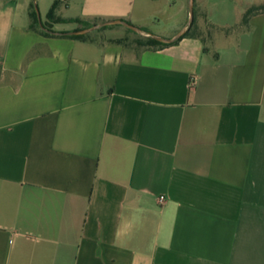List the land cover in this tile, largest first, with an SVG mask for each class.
I'll return each mask as SVG.
<instances>
[{"label": "crops", "instance_id": "1", "mask_svg": "<svg viewBox=\"0 0 264 264\" xmlns=\"http://www.w3.org/2000/svg\"><path fill=\"white\" fill-rule=\"evenodd\" d=\"M54 1L0 0V264H264V0Z\"/></svg>", "mask_w": 264, "mask_h": 264}, {"label": "trees", "instance_id": "2", "mask_svg": "<svg viewBox=\"0 0 264 264\" xmlns=\"http://www.w3.org/2000/svg\"><path fill=\"white\" fill-rule=\"evenodd\" d=\"M60 3H61L60 0H55L53 2V4L51 5L50 10L48 11V15H47V18L50 22H75L78 24V26L74 30H80V29L88 28V27H91L92 25L97 23V21H88V20H84V19H81L78 17H76V18H62V17L58 16L56 14V9L58 8ZM260 11H264V5L263 4L250 6L245 11V13L243 15L244 22L246 21V18L249 15L256 13V12H260ZM28 14H29V19H30L28 26L30 29L39 31L40 33L45 34V35L56 34L55 33L56 31H54L51 28V23H41L39 13H38V8L34 2H31L29 5ZM119 20L124 21L130 25H133L129 21H125L123 19H119ZM193 22H194V16L192 17V21L190 23V26H188L187 30L184 33H182V35L176 37L175 39H173L171 41H167L166 43H173V42L179 40V38L184 37V36L195 35L196 32L192 31ZM105 26L99 27L98 30L105 28ZM134 26H136L140 30L145 31L146 33L150 34V36H146L144 39H137L136 40L137 44L154 47V46H157V45L164 43L163 41L158 40V39L154 38L153 36H151L152 33L146 27L137 26V25H134ZM65 32L66 31H62L59 34L64 35V36L74 37V38H81V39H88L90 37L89 36L90 33L66 34Z\"/></svg>", "mask_w": 264, "mask_h": 264}, {"label": "rangeland", "instance_id": "3", "mask_svg": "<svg viewBox=\"0 0 264 264\" xmlns=\"http://www.w3.org/2000/svg\"><path fill=\"white\" fill-rule=\"evenodd\" d=\"M258 5H260V4H258ZM262 5V4H261ZM263 5H264V3H263ZM195 21H197L198 22V18H196V20ZM96 24H99V23H96ZM243 24H244V19H243V16L240 18V20H239V23H238V26H236L235 27V29L236 30H241V29H243L244 27H243ZM114 26H117V27H120V28H118V30L120 31V33H122V35L125 37V39H129V40H134V39H144L146 36H145V34H147L145 31H142V30H138V31H136V30H133V29H131V28H129V27H127V26H125V25H123V24H121V23H117V24H115ZM199 29H203V27L202 26H196V25H194L193 26V28H192V31H194V32H196L197 30H199ZM204 29H205V31H207V32H209V31H211V29H210V27L209 26H204ZM205 33V32H204ZM89 36H96V33H90L89 34Z\"/></svg>", "mask_w": 264, "mask_h": 264}, {"label": "water", "instance_id": "4", "mask_svg": "<svg viewBox=\"0 0 264 264\" xmlns=\"http://www.w3.org/2000/svg\"><path fill=\"white\" fill-rule=\"evenodd\" d=\"M114 22L121 23V24H123V25H125V26H127V27H129V28H131L133 30H136V31L140 30L138 27H136L134 25H130V24H128V23H126L124 21H120V20H116V21L112 20V21H108L107 23H114ZM104 24H106V23L94 24V25H92L91 27H88V28H84V29H80V30L66 31L65 33L66 34L88 33V32H90V31H92V30H94V29H96V28H98V27H100V26H102ZM55 33L59 34L60 32H55ZM153 37L158 39V40H161V41H163V40L171 41V39H164V38L158 37V36H153Z\"/></svg>", "mask_w": 264, "mask_h": 264}, {"label": "built area", "instance_id": "5", "mask_svg": "<svg viewBox=\"0 0 264 264\" xmlns=\"http://www.w3.org/2000/svg\"><path fill=\"white\" fill-rule=\"evenodd\" d=\"M194 83H195L194 78L191 77L190 80H189V85H190V87H192V86L194 85ZM162 199H163V197L160 196V200H162Z\"/></svg>", "mask_w": 264, "mask_h": 264}]
</instances>
